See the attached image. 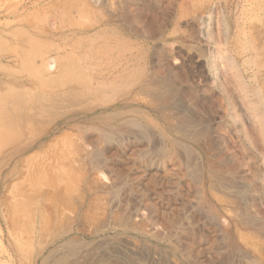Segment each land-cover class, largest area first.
I'll return each instance as SVG.
<instances>
[{
	"label": "rangeland",
	"instance_id": "374dc122",
	"mask_svg": "<svg viewBox=\"0 0 264 264\" xmlns=\"http://www.w3.org/2000/svg\"><path fill=\"white\" fill-rule=\"evenodd\" d=\"M0 264H264V0H0Z\"/></svg>",
	"mask_w": 264,
	"mask_h": 264
},
{
	"label": "bare ground",
	"instance_id": "6f19581e",
	"mask_svg": "<svg viewBox=\"0 0 264 264\" xmlns=\"http://www.w3.org/2000/svg\"><path fill=\"white\" fill-rule=\"evenodd\" d=\"M38 108H39V109H37V112H36V113H44V111H45V110H44V106H40V107H38ZM34 115H35V114H34ZM185 119L187 120L188 123H190V122H189V121H190V118H185ZM130 121H131V120H130ZM184 121H185V120H184ZM128 123L131 124V122H128ZM132 123H133V122H132ZM135 125H137V124H136V123L133 124V126H135ZM141 125H142V124H141ZM127 126H128V125H127ZM141 127H142V126H141ZM137 128H138V127H137ZM145 129H146V127H145ZM102 130H103V129H102ZM131 131H132V130H131ZM139 132H140V131H139ZM147 132H148V131H147ZM127 133H128V132H127ZM140 133H141V132H140ZM143 133H144V132H143ZM145 134H146V132H145ZM100 135H101V134H100ZM101 136H102V135H101ZM116 136H117V135H116ZM124 136H125V135H124ZM141 137H142V134H141ZM107 138H109V136H107ZM110 138H111V136H110ZM115 138H116V137H115ZM129 138H130V137H129ZM116 139H117V138H116ZM119 139H121V136H120V137L118 136V140H119ZM133 139H134V138H133ZM103 140H106V139H103ZM103 140H102V141H103ZM110 140H111V139H110ZM110 140H109V141H110ZM112 140H113V138H112ZM114 140H115V139H114ZM142 140H145V139L142 138ZM146 140H147V139H146ZM103 142H104V141H103ZM106 142H108V141H106ZM106 142H105V143H106ZM133 142H134V141H133ZM178 144H179V143H178ZM185 145H186V144H185ZM94 147H95V146H94ZM163 147H164V146H163ZM171 147H172V146H171ZM121 148H122V147H121ZM178 149H179V148H178ZM187 149H188V148H187ZM97 150H98V152L100 151L99 149H97ZM115 150H116V149H115ZM172 151H174V150H172ZM187 151L190 153L189 150H187ZM88 152H90V151H87L86 153L88 154ZM101 152H102V151H101ZM101 152H100V153H101ZM96 153H97V152H96ZM114 153H115V152H114ZM87 154H86V155H87ZM102 154H103V153H102ZM88 155H89V157H91V156L93 155V153H89ZM90 155H91V156H90ZM95 155H96V154H94L93 156H95ZM97 155H98V154H97ZM190 155H191V154H190ZM98 156H99V155H98ZM91 158H92V157H91ZM94 158H95V157H94ZM88 159H89V158H88ZM95 159H96V161H97V158H95ZM100 159H101V158H100ZM189 159H190V158H189ZM98 160H99V158H98ZM104 160H105V159H104ZM187 160H188V159H187ZM191 160H192V159H191ZM92 161H93V159H92ZM188 161H189V160H188ZM192 161H193V160H192ZM93 162H94V161H93ZM189 162H190V161H189ZM95 163L97 164V162H94V164H95ZM104 163H105V161H104ZM191 163H192V162H191ZM191 163H190V164H191ZM102 164H103V163H102ZM188 164H189V163H188ZM196 164H197V163H196ZM102 166H103V165H102ZM196 167H197V166H196ZM125 172H126V171H125ZM122 174H123V173H122ZM189 174H190V172H189ZM195 174H197V173H195ZM123 175H124V174H123ZM192 175H193V174H192ZM189 177H190V176H189ZM128 184L130 185V183H128ZM131 187H132V186H131ZM133 189H134V188H133ZM175 210H176V208H175ZM177 214H178V213H177ZM190 216H191V215H190ZM170 217H171V216H170ZM188 217H189V216H188ZM195 217H196V216H195ZM193 218H194V214H193ZM193 218H192V219H193ZM171 219H172V218H171ZM190 219H191V218H190ZM194 219H195V218H194ZM194 219H193V220H194ZM173 220H174V219H173ZM193 220H192V221H193ZM187 223H188V222H187ZM174 225H175V224H174ZM174 225H173V226H174ZM174 227H175V226H174ZM208 228H209V227H208ZM182 234H183V233H182ZM189 235H190V234H189ZM181 236H182V235H181ZM183 243H184V242H183ZM191 249H192V248H191ZM196 262H197V261H196Z\"/></svg>",
	"mask_w": 264,
	"mask_h": 264
}]
</instances>
